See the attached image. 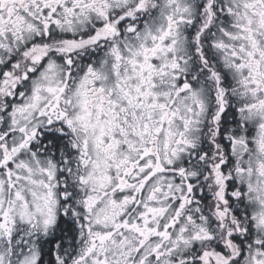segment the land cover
Masks as SVG:
<instances>
[{"label": "snow or ice", "instance_id": "snow-or-ice-1", "mask_svg": "<svg viewBox=\"0 0 264 264\" xmlns=\"http://www.w3.org/2000/svg\"><path fill=\"white\" fill-rule=\"evenodd\" d=\"M0 264H264V0H0Z\"/></svg>", "mask_w": 264, "mask_h": 264}]
</instances>
